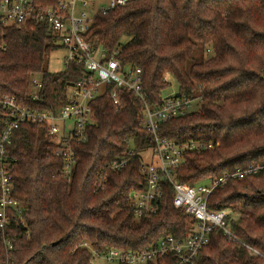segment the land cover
I'll list each match as a JSON object with an SVG mask.
<instances>
[{"label":"trees","instance_id":"obj_1","mask_svg":"<svg viewBox=\"0 0 264 264\" xmlns=\"http://www.w3.org/2000/svg\"><path fill=\"white\" fill-rule=\"evenodd\" d=\"M57 1L38 0L43 6ZM84 37L123 65L142 68L151 107L166 96L171 78L178 83L174 96L198 101V107L157 130L178 142L194 138L215 144L186 152L174 171L177 182L195 185L238 167L264 166V0H131L97 13ZM58 48L45 22L0 23V94L31 104V78L39 73L40 106L64 105L69 85L85 69L71 62L61 71L48 70L46 57ZM114 89L108 84L92 100L87 139L71 143L75 162L66 178L60 171L64 159L54 153L45 125L14 130L9 152L18 162L11 181L22 206L10 211V223L0 229V264H91L94 254L112 248H149L167 234L185 239L197 222L175 207L168 179L162 180L157 211L134 214L129 193L147 187L141 160L154 162L155 136L143 125L144 104L133 92L117 89L123 100L117 106ZM2 127L0 119V132ZM129 154L128 164L107 172L105 188L96 189L102 169ZM207 205L227 210L234 237L213 229L194 264H264V167L229 177L208 195ZM173 260L168 254L146 264Z\"/></svg>","mask_w":264,"mask_h":264},{"label":"built area","instance_id":"obj_2","mask_svg":"<svg viewBox=\"0 0 264 264\" xmlns=\"http://www.w3.org/2000/svg\"><path fill=\"white\" fill-rule=\"evenodd\" d=\"M91 1L93 0H58L53 5L43 6L38 0H0L1 24L24 25L29 21L47 23L56 36L59 48L62 47L66 51L65 65L73 62L83 65L85 69L84 75L69 85L67 102L58 108L40 106L44 83L39 73L31 78V104L21 102L16 95L0 94V119L3 121L0 132V229L3 230L10 223V211L19 210L22 206L13 196L11 181V172L18 162V158L9 152L14 130L21 124L45 125L47 134L53 137L55 143L54 153L64 159L60 171L66 178L71 174L75 162L71 143L87 139V126L92 120L91 102L105 92L108 84H113L114 104L121 106L123 103L117 89L133 92L144 104L143 125L155 136L154 162L141 160V171L147 178V187L129 193L134 214L137 217L149 216L157 211L156 203L162 196V180L168 179L175 190V207L193 215L197 222L185 239H177L167 234L149 248L136 251L112 248L101 256L113 264H146L172 254L174 260L171 264H194L200 248L208 243L213 229L221 228L226 235L234 237L227 223V210H210L207 205L208 195L215 187L224 185L229 177H243L257 172L264 166L238 167L229 175L209 177L195 185L177 182L174 179V171L184 162L186 152L205 147L213 148L215 144L194 138L178 142L157 134L162 122L195 109L193 99L187 96L166 95L158 106L151 107L143 90L142 68L123 65L114 54L108 56L104 50L94 48L84 37L97 13L106 14L125 6L131 0H107L100 3L93 14L82 7ZM130 158L131 154L111 160L102 169L95 188H105L107 172L120 171L128 164ZM85 245L87 246L86 243ZM8 247L11 249L12 244L8 243Z\"/></svg>","mask_w":264,"mask_h":264},{"label":"rangeland","instance_id":"obj_3","mask_svg":"<svg viewBox=\"0 0 264 264\" xmlns=\"http://www.w3.org/2000/svg\"><path fill=\"white\" fill-rule=\"evenodd\" d=\"M107 0H93L88 5H82V7L86 8L89 13L93 14L96 12L100 3H105ZM66 51L64 48L60 47L54 51H52L46 57V68L52 72L61 71L65 67L64 56ZM170 85L164 90V95H174L178 92V83L175 79H170ZM194 107H198V101L193 99ZM192 102V103H193ZM93 264H113L112 262L106 261L104 257L100 255H94Z\"/></svg>","mask_w":264,"mask_h":264}]
</instances>
